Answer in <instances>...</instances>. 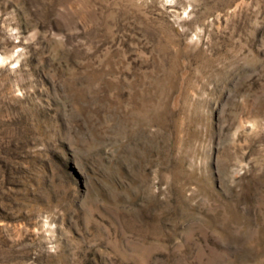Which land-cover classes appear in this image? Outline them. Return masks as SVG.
Instances as JSON below:
<instances>
[{"label":"rangeland","instance_id":"1","mask_svg":"<svg viewBox=\"0 0 264 264\" xmlns=\"http://www.w3.org/2000/svg\"><path fill=\"white\" fill-rule=\"evenodd\" d=\"M0 264H264V0H0Z\"/></svg>","mask_w":264,"mask_h":264},{"label":"bare ground","instance_id":"2","mask_svg":"<svg viewBox=\"0 0 264 264\" xmlns=\"http://www.w3.org/2000/svg\"><path fill=\"white\" fill-rule=\"evenodd\" d=\"M1 59V58H0Z\"/></svg>","mask_w":264,"mask_h":264}]
</instances>
